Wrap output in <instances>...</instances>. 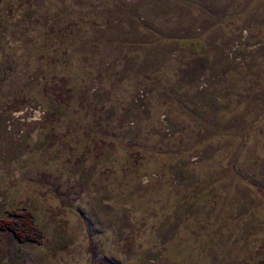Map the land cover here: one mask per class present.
Wrapping results in <instances>:
<instances>
[{
	"label": "rangeland",
	"instance_id": "1",
	"mask_svg": "<svg viewBox=\"0 0 264 264\" xmlns=\"http://www.w3.org/2000/svg\"><path fill=\"white\" fill-rule=\"evenodd\" d=\"M0 221V264H264V0H0Z\"/></svg>",
	"mask_w": 264,
	"mask_h": 264
},
{
	"label": "trees",
	"instance_id": "2",
	"mask_svg": "<svg viewBox=\"0 0 264 264\" xmlns=\"http://www.w3.org/2000/svg\"><path fill=\"white\" fill-rule=\"evenodd\" d=\"M15 216L16 215L14 213L12 217ZM3 222L6 224L5 226L8 230L13 232L16 236H18L17 237L18 241L20 242H28V241L37 242V240L39 241L40 234L38 233L35 226L30 222V220L27 217L24 218L17 217L16 219H9L8 221H3Z\"/></svg>",
	"mask_w": 264,
	"mask_h": 264
}]
</instances>
